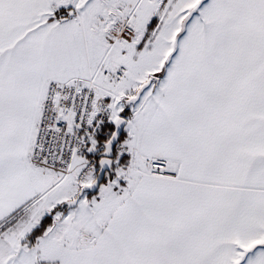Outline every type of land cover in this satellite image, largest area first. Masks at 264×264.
<instances>
[{
  "label": "snow or ice",
  "instance_id": "snow-or-ice-1",
  "mask_svg": "<svg viewBox=\"0 0 264 264\" xmlns=\"http://www.w3.org/2000/svg\"><path fill=\"white\" fill-rule=\"evenodd\" d=\"M0 264H264V0H0Z\"/></svg>",
  "mask_w": 264,
  "mask_h": 264
}]
</instances>
